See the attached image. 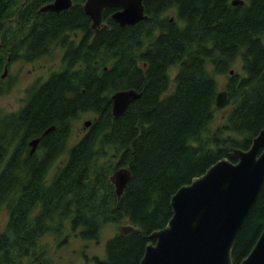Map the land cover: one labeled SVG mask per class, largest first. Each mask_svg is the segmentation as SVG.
I'll list each match as a JSON object with an SVG mask.
<instances>
[{
	"label": "trees",
	"instance_id": "trees-1",
	"mask_svg": "<svg viewBox=\"0 0 264 264\" xmlns=\"http://www.w3.org/2000/svg\"><path fill=\"white\" fill-rule=\"evenodd\" d=\"M24 1L0 0V38L25 29L28 35V45H2L0 75L9 57L33 61L68 34L91 31L85 0L60 14L38 12L52 0ZM231 1L144 0L148 18L127 26L113 21L116 9H106L109 28L91 44H66L61 74L35 86L26 109L0 118V206L9 210L0 264H51L40 243L65 223L82 240L99 242L106 225L125 221L137 230L111 237L95 264H140L150 234L172 218L178 189L234 149L250 148L264 128V0ZM239 62L243 73L234 71ZM219 76H227L231 107L221 124ZM63 79L81 91L71 105ZM126 89L142 96L115 117L112 95ZM88 111L95 118L87 134L52 175L73 121ZM52 125L41 152L30 156L29 142ZM121 167L131 179L118 200L110 177ZM263 230L264 186L234 243L233 264L250 254Z\"/></svg>",
	"mask_w": 264,
	"mask_h": 264
},
{
	"label": "water",
	"instance_id": "water-1",
	"mask_svg": "<svg viewBox=\"0 0 264 264\" xmlns=\"http://www.w3.org/2000/svg\"><path fill=\"white\" fill-rule=\"evenodd\" d=\"M231 3L244 5L245 0H232ZM72 5L73 0H55L43 6L40 12L60 13ZM108 8L116 9L112 19L121 26L136 25L148 18L144 0H86L84 10L91 18L94 30L107 28L103 13ZM141 96L135 89L115 92L112 96L113 115H123L129 105ZM228 98L227 90L220 91L217 107H225ZM91 123L86 120L84 126ZM54 129L55 126L50 127L41 137L30 142L31 153ZM110 178L120 200L131 179V171L121 167ZM263 186L264 128L253 139L249 149H234L229 157L219 160L204 174L178 189L171 200L172 218L164 228L150 234V242L140 264H233L234 243ZM136 230L130 224L119 227V232L124 235ZM241 264H264V230Z\"/></svg>",
	"mask_w": 264,
	"mask_h": 264
},
{
	"label": "rangeland",
	"instance_id": "rangeland-1",
	"mask_svg": "<svg viewBox=\"0 0 264 264\" xmlns=\"http://www.w3.org/2000/svg\"><path fill=\"white\" fill-rule=\"evenodd\" d=\"M62 51L55 48L45 58L35 61H28L24 58L11 59L8 77L0 85V118L11 113L18 112L23 105L25 89L30 83L41 74H49L62 67ZM234 71L243 73L241 63H237ZM4 73V69L1 74ZM220 91L226 90L227 76H219ZM231 107H223L218 111V124L223 122V116ZM93 116L89 113L79 115L73 121L72 138L73 142L78 134L84 131V122ZM79 139V138H78ZM71 142V143H72ZM57 167V166H56ZM119 169V168H118ZM116 169V170H118ZM9 222V210L6 205L0 206V232H4ZM129 225L127 221L120 224H108L102 231L101 240L84 241L71 232L69 223H65L64 231L61 234H49L43 238L40 245L45 250V260L51 264H95V257H104L106 254V242L119 232V227Z\"/></svg>",
	"mask_w": 264,
	"mask_h": 264
},
{
	"label": "flooded vegetation",
	"instance_id": "flooded-vegetation-1",
	"mask_svg": "<svg viewBox=\"0 0 264 264\" xmlns=\"http://www.w3.org/2000/svg\"><path fill=\"white\" fill-rule=\"evenodd\" d=\"M55 0H52L51 2H49V3H52V2H54ZM86 1V0H85ZM85 1H84V3H85ZM29 2V0H25L24 2H23V5L24 4H27ZM49 3H46V4H44V5H42L39 9H38V12L39 13H51L52 11H47V12H40V9L43 7V6H45V5H47V4H49ZM75 3H76V0H73V5H72V7L75 5ZM84 3H83V9H84ZM71 7V8H72ZM71 8H69V9H67V10H70ZM67 10H63L62 12H64V11H67ZM85 11V10H84ZM62 12H60V13H62ZM52 13H56V12H52ZM60 13H56V14H60ZM107 25V24H106ZM28 27H30V28H32L33 27V25H29ZM109 28V26L107 25V28H98L97 30H94L93 29V27H92V20H91V31H87V32H84L83 30H79V31H75V32H73L70 36H69V34H68V39H62L61 40V42H56L55 44H54V46L57 48V49H59L60 51H62V67H61V69H58V70H56V71H51V73H49L48 75L47 74H41V75H39L38 77H36L31 83H30V85L25 89V96L23 97V105H22V108L18 111V112H20L21 110H23V109H26L28 106H30L31 105V101L34 99V96H35V90H34V88H35V86H41L42 84L44 85V84H48V82L50 81V79L54 76V75H58L57 73H60V72H62L61 70H63L64 68H65V65H64V54H65V52H66V44H75V45H81L83 42L86 44V45H88L89 43L91 44L95 39H96V35L98 34V32L101 30V29H108ZM26 31V29L23 31V30H20L19 31V33L18 34H16V35H12V38H7L6 40H4L3 39V37H1L0 38V48L2 47V45L3 44H6V45H8V44H14V43H21V44H23V45H28V40H25V37H27L28 35H25L24 34V32ZM21 32H23V34L21 33ZM21 35V36H20ZM45 37L46 38H49V39H47V41L49 42V44H50V37H49V33H47L46 35H45ZM50 55V54H49ZM48 56V55H47ZM47 56H44V57H39V58H35L33 61H35V60H39L40 58H45V57H47ZM32 61V62H33ZM98 62L96 61V64H97ZM9 65H10V57L8 58V60H7V63H6V65H5V67H4V73L3 74H1L0 75V84L2 83V82H4L5 80H6V78L8 77V75H9V73H8V70H9ZM63 73H66V72H63ZM5 74V75H4ZM61 74V73H60ZM70 77H75L73 74H71V73H69L68 74ZM62 81H66L68 84V87H66V88H63V90H64V93H65V97L66 98H68V99H70V102H69V104L71 105L74 101H78V99H79V97H80V89L79 88H76L75 87V84H77L78 82H76L75 80H73L72 81V79H63ZM61 81V82H62ZM56 83H59L58 85H60V81H57ZM2 86L0 85V88H1ZM47 89H48V91H56V89H58L56 86H51L50 88H48L47 87ZM46 89V90H47ZM47 91V92H48ZM85 90H82V92H84ZM46 92V95H49L48 93ZM113 96V95H112ZM112 106H113V102H112ZM29 111L31 110V109H28ZM112 111H113V108H112ZM15 113H17V112H15ZM87 113H89V114H92V118L91 119H88V120H90L91 122H93V120H94V118H95V116H94V112H92V111H88ZM30 115V114H29ZM28 115V116H29ZM91 125H92V123H91ZM90 125V126H91ZM52 126H55V125H52ZM51 126V127H52ZM90 126H88V127H85L84 128V131L85 132H83V136L81 137V133L80 134H78L77 136H76V139L72 142L71 141V138H72V132H71V135H70V139H69V142H68V147H67V149H66V151L65 152H63L60 156H59V159H58V162H56L55 163V167H54V169L52 170V172H51V174L53 175L54 173H55V170L57 169V168H60L61 166H63V165H65L66 164V162H67V160H68V158H69V152H70V150H72L73 148H74V146H76L82 139H83V137L87 134V132H88V129L90 128ZM50 127H48V129H49ZM55 129H56V126H55ZM54 129V130H55ZM53 130V131H54ZM48 135V134H47ZM46 135V136H47ZM42 135H40V136H37V137H35V139L36 138H38V137H41ZM45 137V136H44ZM44 137L42 138V139H44ZM79 138V139H78ZM34 140V139H33ZM32 141V140H31ZM30 141V142H31ZM42 141V140H41ZM41 141H40V143L37 145V148H36V151L34 152V153H31V150H32V147H31V145H30V142H29V155L30 156H32V155H34V154H36V153H40L41 151H40V149H39V147H40V144H41ZM72 142V143H71ZM47 153V152H46ZM44 154V152L42 153V155ZM57 166V167H56ZM58 234H61V233H58ZM75 234V233H74Z\"/></svg>",
	"mask_w": 264,
	"mask_h": 264
}]
</instances>
